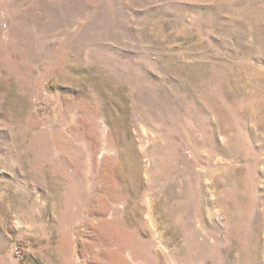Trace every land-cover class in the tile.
Here are the masks:
<instances>
[{"label":"rangeland","instance_id":"374dc122","mask_svg":"<svg viewBox=\"0 0 264 264\" xmlns=\"http://www.w3.org/2000/svg\"><path fill=\"white\" fill-rule=\"evenodd\" d=\"M0 264H264V0H0Z\"/></svg>","mask_w":264,"mask_h":264},{"label":"built area","instance_id":"2783aa9c","mask_svg":"<svg viewBox=\"0 0 264 264\" xmlns=\"http://www.w3.org/2000/svg\"><path fill=\"white\" fill-rule=\"evenodd\" d=\"M22 250H20V252H21Z\"/></svg>","mask_w":264,"mask_h":264},{"label":"bare ground","instance_id":"6f19581e","mask_svg":"<svg viewBox=\"0 0 264 264\" xmlns=\"http://www.w3.org/2000/svg\"><path fill=\"white\" fill-rule=\"evenodd\" d=\"M102 245V244H101Z\"/></svg>","mask_w":264,"mask_h":264}]
</instances>
